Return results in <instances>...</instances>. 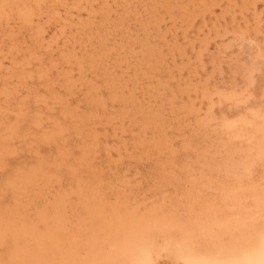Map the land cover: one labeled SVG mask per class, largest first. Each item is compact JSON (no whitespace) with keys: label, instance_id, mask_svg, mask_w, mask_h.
<instances>
[{"label":"bare ground","instance_id":"bare-ground-1","mask_svg":"<svg viewBox=\"0 0 264 264\" xmlns=\"http://www.w3.org/2000/svg\"><path fill=\"white\" fill-rule=\"evenodd\" d=\"M257 1L254 4L255 0H244L237 8L245 13L249 9L252 11L253 25L231 32L232 40L246 56V63L237 68L239 85L217 87L209 94L205 91L206 97L203 94L206 86L202 89L197 83L196 87L203 90L200 96L205 102L201 113L198 108L194 111L192 104L183 102L179 107L174 106L172 89L167 95L166 85L160 79L155 81V87L146 88L148 99L163 100L169 108L173 118L168 122L162 118L159 108L148 107L152 99L144 106L132 96L133 89L123 95L124 87L105 68L106 58L116 52L113 53L110 46L111 49H106L108 37L126 31L130 23L140 30H159L161 18L173 11L178 12L189 27L195 17L216 9L220 2L224 3L227 12L235 7L234 0H0V264H264V89L255 87L257 75L263 76L261 81L264 80V20L255 16ZM50 28L55 34L46 38ZM177 29L175 27L174 32ZM65 30H74V33L65 37ZM58 39H62V43L68 42L78 53L72 50L60 52V60H48L47 65H43L41 57L50 56ZM145 41L139 43L138 53L135 52L139 56L135 60L133 76L140 81L155 79L153 75L167 57L161 58L160 50ZM202 42L200 46L204 45ZM229 43L227 45L231 46ZM172 44L169 46L173 47ZM121 47L117 51L126 50ZM177 47L175 51L179 50ZM131 50L125 51L128 57L135 54ZM199 56L202 59L201 54ZM123 62L124 59L112 64ZM4 63H8L7 66ZM62 65L68 70H59ZM121 66H118L120 72ZM70 67L79 76L85 68L101 74L110 103L122 107L114 115L107 114L103 124L111 126L114 121H122V126L124 121L127 122L135 128L130 148L157 157L151 184L146 189L148 193L136 192L124 176L105 178L102 174L105 171L94 167L95 155L104 148L98 145L99 135L91 127L100 124L102 116L94 112L77 114L78 107L76 112L69 108L67 101L57 96L52 87L58 85L59 90L61 88L67 94H71L75 85L85 88L87 102L94 110H103V99L101 103L95 96L97 90L91 85L93 82L89 84L78 78L77 85L74 79L71 81ZM125 71L129 72L128 69ZM52 72L55 76L51 79ZM95 80H98L97 76ZM31 81L42 87L44 96L31 92L28 87ZM135 82L139 81L136 79ZM140 90L143 91L141 87ZM21 92L23 97H19ZM179 94L181 96V92ZM28 101L36 110L27 111ZM54 108L58 114L51 117ZM104 108L107 107L104 105ZM188 118L191 124L189 121L178 124L180 119ZM172 127L183 133L177 149L166 134ZM68 137L77 141L76 156H72L70 147H66ZM14 144L29 154V163L9 166L6 160H14L20 151ZM42 147L50 149V153L40 155ZM178 153H182L181 158L177 157Z\"/></svg>","mask_w":264,"mask_h":264},{"label":"rangeland","instance_id":"rangeland-1","mask_svg":"<svg viewBox=\"0 0 264 264\" xmlns=\"http://www.w3.org/2000/svg\"><path fill=\"white\" fill-rule=\"evenodd\" d=\"M242 1H244V0H242ZM241 0H234V5H235V7H231L233 10H231V8L230 9H228V10H226L227 12H225V5H224V3L223 2H220V3H218L219 5H218V7L216 8V9H211V13H214V14H209V13H206L205 15L204 14H202L201 16H197V17H195L196 19H194V20H192V22H194L193 24H191L190 23V25H188L189 27H187V24L184 22V20L182 19V17H180V14L178 13V12H176V11H173L174 12V14H173V12H171L170 13V15L168 16V14L167 15H165V17H162L161 18V22H160V24L162 25H159V30L157 29V30H153V29H141L140 30V28L139 27H137V26H135V25H133V24H128L127 25V28H126V31L125 30H123L121 33L120 32H117L116 33V35L114 34L113 36H109L107 39V44H106V49H111L112 47H113V49H114V51H113V53L115 52V54H113V53H111V54H113V55H111V56H109V57H107L106 58V61H105V68H106V70H107V72H109L110 73V75L113 77V78H115L116 79V81H118L120 84H121V86H123L124 87V89L122 90V93H123V95H126L127 93H131L130 92V90H132V92L133 93H131L132 94V96L134 95V99H136V100H139L138 102H140L142 105H144V106H148V103H149V100L150 99H152V98H150V99H148V94H147V91H146V88L148 87V88H151V85L153 86L154 85V87H155V81L157 80V81H160V80H162L161 82H163V83H165V85H166V91H167V95H168V93H171V89H172V95L173 96H175L174 97V99H173V105L174 106H176V107H179L181 104H183V102H184V104H186L187 103V105H191L192 104V107H194L193 108V110L195 111L197 108L199 109H197L200 113H201V111L202 110H204V107H205V102L201 99V94H202V92H203V90L202 89H206V90H204V95L206 96H208V94H209V92L212 90V89H214V88H222V87H226L227 85H229V84H233V85H239V83H240V78H239V75H238V69L240 68V66L242 65V64H245L246 63V56L244 55V54H242V52H240V50H239V48H238V46H237V44H235V42L232 40V36H231V32L233 31L232 29H237V28H240V29H243V28H246V26L248 25V27H247V29H249L252 25H253V19H252V17H251V10L249 9V11H246V13L244 12L245 10H241V11H243V13L241 12V11H239V9H237L240 5H241V3L243 4V2H242ZM256 1L257 0H255V2H254V4L256 3ZM259 1V2H258ZM257 1V4L255 5V7H254V12H255V16H256V14L260 17V19H261V21H263L264 20V0H258ZM237 2V3H236ZM218 8H220V9H218ZM236 9V10H235ZM222 10V11H221ZM224 10V11H223ZM231 10V11H230ZM235 10V11H234ZM223 12H225V13H223ZM235 12V13H234ZM249 12V13H248ZM260 12H261V15H259L260 14ZM240 13V14H239ZM178 14V15H177ZM224 14V15H223ZM232 14V15H231ZM234 14V15H233ZM237 14H238V16H237ZM243 14V15H242ZM174 15H175V17H174ZM213 15H215V17L213 16ZM221 15V16H220ZM227 15V16H226ZM236 15V16H235ZM203 16V17H202ZM212 16V17H211ZM223 16V17H222ZM231 16H232V18H231ZM235 16V17H234ZM241 16V17H240ZM170 17H172V19L170 18ZM178 17H180L181 19H178ZM221 17V18H220ZM234 17V18H233ZM242 17H244L245 19H243ZM81 18H82V20H85V17L82 15L81 16ZM215 18V19H214ZM216 18L218 19V20H216ZM220 18V19H219ZM222 18H223V21H222ZM178 19V20H177ZM233 19H234V22H232L233 21ZM235 19H236V23H235ZM168 20H169V22H168ZM173 20V21H172ZM201 20H203V22L201 21ZM232 20V21H231ZM97 21V19L95 20L94 19V22H96ZM163 21H164V23H163ZM176 21H178V22H176ZM211 21V22H210ZM216 21H218V22H216ZM241 21H242V23H241ZM247 21V22H246ZM165 22H167V23H165ZM173 22V23H172ZM175 22V23H174ZM180 22H181V24H180ZM207 23V25H206V23ZM225 24H224V23ZM239 22V23H238ZM249 22V23H248ZM184 23V24H183ZM203 23H205V24H203ZM213 23V24H212ZM218 23V24H217ZM174 24V25H173ZM175 24H176V26H175ZM215 24V25H214ZM231 24L232 25H234L233 27L231 26ZM238 24V25H237ZM245 26H244V25ZM133 25V26H132ZM179 25V26H178ZM184 25V26H183ZM186 25V26H185ZM212 25H214V26H212ZM251 25V26H250ZM170 26V27H169ZM207 28V29H210V30H208L209 31V34H208V32H207V29L205 28V27ZM219 26V27H218ZM225 26H228V28L226 27L225 28ZM169 27V28H168ZM171 27H172V29H171ZM175 27H176V31L177 32H174L175 31ZM185 27H187V29H185ZM198 27H199V30H198ZM212 27H214V28H212ZM174 28V29H173ZM181 28V29H180ZM216 28V29H215ZM220 29V31H218L219 29ZM222 28V29H221ZM139 29V30H138ZM166 29V30H165ZM167 29H169V31L167 30ZM171 29V30H170ZM189 29H191V30H189ZM198 30V32H200L199 34H198V32H197V30ZM200 29H203V30H200ZM214 30L213 32H212V30ZM218 29V30H217ZM225 29V30H224ZM127 30H128V32H127ZM137 30V31H136ZM144 30V31H143ZM151 31V35H150V32L149 31ZM167 31L166 33H165V31ZM185 30V32H183ZM189 30V31H188ZM223 30V31H222ZM138 31H139V33H138ZM156 31H158V32H156ZM160 31V32H159ZM182 31V32H181ZM215 31H218V33H216ZM226 31V32H225ZM228 31V32H227ZM125 32H127V33H125ZM142 32V33H141ZM144 32H145V34H144ZM155 32V33H154ZM161 32H162V34H161ZM225 32V33H224ZM54 33V29L53 28H50L49 30H48V32H47V36H46V38H49V37H53V35L55 34H53ZM71 33H74V30H71V32H68V30H65V32H64V34H65V37L66 36H69ZM120 33V34H119ZM130 33V34H129ZM148 33H149V35L150 36H148ZM156 33H157V35H158V37H157V35H156ZM175 33H176V35H175ZM184 33V35H182ZM186 33V34H185ZM202 33V34H201ZM220 33V34H219ZM223 33V34H222ZM229 33V34H228ZM137 34V35H136ZM166 35V36H164V35ZM171 34V35H170ZM194 34V35H193ZM201 34V35H200ZM219 34V35H218ZM128 35V37H127V40H126V36ZM143 35V36H142ZM182 35V36H181ZM192 35V36H191ZM207 35V37H205ZM221 35V36H220ZM227 35H229V36H227ZM125 36V39L123 38ZM129 36H131V37H129ZM137 36V37H136ZM147 36H148V38H147ZM156 38H155V37ZM173 36H175V39H173ZM209 36V37H208ZM218 36V37H217ZM154 37V38H153ZM160 37V38H159ZM166 37V38H165ZM177 37V38H176ZM205 37V38H204ZM112 38V39H111ZM132 39V41H133V43H132V41H131V39ZM157 38H158V40L159 39H161V40H157ZM172 38V39H171ZM181 38H182V40H183V42H182V40H181ZM207 38V39H206ZM220 38H223L221 41H220ZM117 39V40H116ZM124 41H122V40ZM140 40V41H138V40ZM144 40L145 41V39H147L148 41H145V42H148V45H150V47L152 46V48H156V50H157V48H158V51L160 50V55H161V58L162 57H164V55L165 56H167V57H165V60H164V58H163V60H162V69H163V71H162V69L160 68V70H158V72L157 73H160V74H158V76H157V73L156 74H154L153 76H154V78L155 79H150V80H148V81H146V80H141L140 81V78H135L134 76H133V74L135 73V70H136V58H137V56H139V54H136L135 52H137L138 53V47H139V43H141L142 42V40ZM154 41H153V40ZM156 39V40H155ZM171 39V40H170ZM188 40L187 42H193L192 44H193V47H192V44L189 42V43H185L184 42V40ZM199 39V40H198ZM207 41H206V40ZM211 39V40H210ZM120 40V41H119ZM134 40L136 41V44H135V42H134ZM163 40H165L164 42H165V44L167 45V43H168V47L170 48L171 46H169V45H171L172 44V42H174L172 45H173V47H171L170 49H168V47L165 45V44H163L164 42H161V43H159L160 41H163ZM173 40H175V41H173ZM202 40H204L203 42H202ZM215 40V42H212V41H214ZM217 40V41H216ZM230 40H231V42H230ZM126 41H128V42H126ZM131 41V42H130ZM206 41V42H205ZM211 41V42H210ZM63 41H62V39H58V42H57V44L56 45H54L53 46V49H52V52H51V54H50V56H44V57H41V63L43 64V65H47V63H48V60H53V61H55V59H57L58 58V56H59V53L61 52H65V51H69V50H72V51H75L76 53H78V51L76 50V48L75 47H71V46H69V43L67 42V43H62ZM115 42V43H114ZM138 42V43H137ZM167 42V43H166ZM200 42H202V45L203 46H200L199 44H200ZM230 42V43H229ZM232 42H233V44H232ZM122 43V44H121ZM126 43H127V45H126ZM171 43V44H170ZM184 43V44H183ZM195 43H196V45H195ZM206 43H207V45H206ZM229 43V45H231V46H228L227 44ZM110 44V45H109ZM112 44H114V45H112ZM129 44V45H128ZM156 44V45H155ZM176 44V45H175ZM178 44V45H177ZM187 44H189V45H187ZM118 45H120V46H118ZM124 45V46H123ZM134 45L136 46V48H134ZM175 45V46H174ZM223 45V46H222ZM228 47H227V46ZM233 45V46H232ZM57 46V47H56ZM111 48H110V47ZM121 46H123V47H121ZM126 46V47H125ZM130 46V48H128ZM158 46V47H157ZM164 48V49H161L162 47ZM176 46H179V48L177 47V49H179V50H174L175 48H176ZM186 46H188V47H186ZM191 46V47H190ZM218 46H219V48H218ZM63 47H64V49H63ZM67 47V48H66ZM120 47H121V50H123V49H126V50H123L122 52H120V51H117L118 49H120ZM131 47L133 48L132 50H131ZM161 47V48H160ZM166 47H167V49H166ZM180 47H182L183 49H185V50H183L182 48L180 49ZM184 47H186V48H184ZM206 47V48H205ZM227 47V48H226ZM231 47L233 48V49H231ZM59 48H60V50H59ZM123 48V49H122ZM193 48V49H192ZM205 48V49H204ZM225 48V49H224ZM230 50H229V49ZM57 49V50H56ZM135 49V50H134ZM166 49V50H165ZM200 51H199V50ZM223 49H224V51H223ZM53 50H54V53H53ZM128 50H131V52H134L135 54H134V56H132V57H128L126 54H125V51H128ZM172 51V53H171V51ZM181 50V51H180ZM226 50H227V53H226ZM57 51V52H56ZM172 54H168L169 52ZM183 51V52H182ZM204 51V52H203ZM206 51V52H205ZM229 51V52H228ZM168 52V53H167ZM179 52V53H178ZM198 52H199V54H201V58L203 59H200V56H199V54H198ZM213 52V53H212ZM119 53V54H118ZM121 53V54H120ZM181 53V54H180ZM202 53H203V55H202ZM56 54V55H55ZM184 54H185V56H184ZM187 54V55H186ZM224 55V57H223V55ZM120 55V56H119ZM163 55V56H162ZM182 55H183V57H185V58H180V57H182ZM198 57H197V56ZM236 55V56H235ZM171 56L172 57H174L173 58V60H174V62L172 63V59H171ZM180 56V57H179ZM230 56V57H229ZM119 58V59H117V58ZM124 57H126V60H125V58ZM169 57V58H168ZM176 57V58H175ZM189 59H188V58ZM195 57V58H194ZM217 57H218V59H217ZM236 57V58H235ZM240 57V58H239ZM45 58V59H44ZM52 58V59H51ZM129 58H130V60L132 59V60H134V61H130L129 60ZM223 58V60H221ZM231 58H232V60H231ZM239 58V59H238ZM124 59V62L123 63H121L120 65H122L120 68H121V72H120V69H119V67L118 66H120V65H113L112 64V62L114 63V62H119V61H121V60H123ZM191 59V60H190ZM197 59V62L195 61ZM213 59H214V61H213ZM42 60H43V62H42ZM58 60H60L59 58H58ZM109 60V61H108ZM188 60V61H187ZM199 60V61H198ZM218 60H219V62H218ZM227 60V61H226ZM231 60V61H230ZM190 61H191V63H190ZM195 61V62H194ZM238 61V62H237ZM126 62V63H125ZM127 62H128V64H127ZM176 62V63H175ZM181 62V63H180ZM183 62V63H182ZM200 62H202V64H200ZM229 62V63H228ZM231 62H233V63H231ZM130 63V64H129ZM164 63V64H163ZM167 63V64H166ZM184 63L185 64H187L188 66H186V65H184ZM190 64V66H189V64ZM219 63V64H218ZM222 63V64H221ZM225 63V64H224ZM231 63V64H230ZM238 63V64H237ZM7 64L8 63H4V65L5 66H7ZM133 64H135V65H133ZM166 64V65H165ZM194 64H195V66H194ZM203 64H205L204 65V69H203ZM213 64H215V65H213ZM220 64H221V66H220ZM226 64H227V66H226ZM107 65V66H106ZM126 65H127V67H126ZM175 65H176V67L178 68V66L177 65H179V67L180 68H176L177 70H175ZM183 66V67H185V69H183V67H182V69H181V66ZM230 67H229V66ZM131 66H133V67H135V68H132ZM174 66V67H173ZM213 66V67H212ZM235 66H236V68H235ZM64 67V68H63ZM126 67V68H125ZM130 67V68H129ZM187 67V68H186ZM189 67V68H188ZM70 68H72V67H70ZM195 68V69H194ZM238 68V69H237ZM58 69L59 70H68V67L67 66H64V65H62V66H59L58 67ZM117 69H119L118 71H117ZM128 69V71L129 72H127V71H125V70H127ZM168 69V70H167ZM170 69H171V71H170ZM181 69V70H180ZM214 69V70H213ZM229 69V70H228ZM126 72H124V71ZM178 70H180V73L178 72L177 73V71ZM184 70V72H182ZM195 70V71H194ZM202 70H203V72H202ZM217 70H218V73H217ZM221 70V71H220ZM92 70H88L87 68H85V71L82 73V74H80V76H79V74H76V73H78L74 68H72L71 69V73H70V75H69V78H70V80L72 81L73 79H74V81L73 82H76V81H79V79L80 78H83V80L86 82V83H89V84H91L92 82H93V84H91L96 90H97V93L95 94V96H97V99L99 100V101H101V103H102V100H101V98L103 99V104L105 105V107H107V108H104V105H103V110L101 109H95L94 110V108H92V107H90V105L88 104V102H87V92L85 91V88H79V87H76V85H75V83H74V89L73 90H71V94H67V93H64V91L60 88V90H59V86L58 85H54L53 87H52V89H53V92L57 95V96H59V97H62V98H64V100L65 101H67V102H69V103H67V102H65L67 105H68V107L69 108H72L73 110H75V112H76V107H78V109L79 110H81V111H79L78 110V112H77V114H79V115H86V114H89V112L90 113H95V114H98V115H100V116H102L101 117V123L100 124H95V125H93L91 128L93 129V131H94V133L96 134V135H99V137L97 136V139H99L98 140V145L102 148H104V149H100L98 152H97V154L95 155V157H94V160H95V163H94V160H93V165H94V167L96 168V169H98V170H100L101 172H104L105 171V173H102V174H104L103 176L105 177V178H113V177H115V176H118V177H123L124 176V178L125 179H127L128 180V182L130 183V185L132 186V189H134V190H136V192H138V193H142V194H146V193H148V191L146 192V189L147 188H149V186H150V184H151V180H152V176L154 175V169H155V163L157 162V157H155V156H153V155H150V154H145V152H144V150H140V149H138V150H132L131 148H130V144H131V142H132V139H133V131H134V129L135 128H132L127 122H125L124 120V124L121 126V124H122V121L121 122H112L111 123V126H110V124H108L107 126H106V124H103V121L105 122V119L106 118H108V116H110V115H114V114H116V113H118L119 111H120V109L122 108L119 104H116L115 105V103H113V105H112V103H110V101H109V99H108V92L105 90V89H103V82H104V79L102 78V76H101V74L99 73V72H97V71H92ZM167 71H170V73L169 72H167ZM174 73H173V72ZM191 71V72H190ZM205 71V72H204ZM228 71V72H227ZM233 72V74L231 75V73L230 72ZM73 72L75 73V74H73ZM163 72V73H162ZM181 72H182V74H181ZM196 72V73H195ZM213 72L215 73L214 75H213ZM87 73V74H86ZM117 73V74H116ZM221 73V74H220ZM234 73H235V75H234ZM99 74V75H98ZM128 75V77H127V75ZM170 74L172 75L171 77H170ZM173 74H175V76L173 77ZM180 74V75H179ZM220 74V75H219ZM224 74V75H223ZM227 75V77H226V75ZM231 76H230V75ZM53 75V76H52ZM114 75V76H113ZM124 75V76H123ZM136 75V74H135ZM188 75H190V76H188ZM193 75L195 76V78L193 77ZM198 75V76H197ZM223 75V76H222ZM55 76V73L54 72H52V73H50V77H51V79H52V77H54ZM72 76V77H71ZM96 76H97V79L98 80H95V78H96ZM123 76V77H122ZM178 76H180V77H178ZM210 78H209V77ZM213 76V77H212ZM215 76V77H214ZM221 76V77H220ZM231 78H230V77ZM99 77L101 78L100 80H99ZM120 77V78H119ZM158 77V78H157ZM172 77H173V79H172ZM183 77V78H182ZM189 77V78H188ZM211 77H212V79L214 80H211ZM222 77H223V79H224V82H223V79H222ZM79 78V79H78ZM129 78V79H128ZM130 78H132V80L130 79ZM221 78V79H220ZM257 78V79H256ZM262 78H263V76H261V75H257L256 77H255V87L257 88V89H259V88H263L264 89V80L263 81H261L262 80ZM138 80L139 82H135V80ZM158 79H160V80H158ZM166 81V82H164V80ZM168 79V80H167ZM175 79H176V81H175ZM180 79V80H179ZM186 79V80H185ZM188 79H189V82H188ZM205 79V80H204ZM210 79V82L208 81V80ZM230 79H231V81H230ZM169 80H174V82H170ZM179 80V81H178ZM184 80V81H183ZM195 80V81H194ZM124 81V82H123ZM126 81V82H125ZM134 81V82H133ZM150 81V82H149ZM152 81V82H151ZM154 81V82H153ZM198 81V82H197ZM207 81L208 82V84H206L205 82ZM235 81V82H234ZM32 82V83H31ZM31 82H29L28 83V87L30 88V90H31V92L33 93V94H36V95H39V96H44L45 95V91L42 89V87L39 85V84H37L36 82H33V81H31ZM131 84H130V83ZM132 82H133V85H132ZM142 83V84H140V85H138L137 86V84L136 83ZM148 82V83H147ZM169 82V83H168ZM180 82V83H179ZM184 82H186V83H184ZM191 82V83H190ZM201 82V83H200ZM179 83V84H178ZM190 83V84H189ZM195 83V84H194ZM201 86V88H200V86L199 87H196V85L198 86V84ZM238 83V84H237ZM76 84H77V82H76ZM97 84V85H96ZM125 84H127L126 86H125ZM147 84H149V85H147ZM186 84L188 85V86H186ZM192 84V85H191ZM205 84V85H204ZM217 84V85H216ZM78 85V84H77ZM147 85V86H146ZM178 85V86H177ZM189 85H190V87H189ZM195 85V86H194ZM211 87H210V86ZM215 85V86H214ZM101 86V87H100ZM150 86V87H149ZM172 86V87H171ZM204 86H206V87H203ZM209 86V87H208ZM100 88V91H98V88ZM128 88L127 90H126V88ZM136 87V88H135ZM140 87L143 89V91L142 90H140ZM169 87V88H168ZM179 87V88H178ZM186 87H189V89H191V91L189 90V89H186ZM192 87H195L196 89H194V88H192ZM101 88H102V90H101ZM171 88V89H170ZM182 88V89H181ZM185 88V89H184ZM199 88V89H198ZM36 89V90H35ZM39 89V90H38ZM79 89V90H78ZM178 89V90H177ZM202 91H201V90ZM34 90V91H33ZM137 90L139 91L138 92V94H137ZM182 90V91H181ZM188 90V91H187ZM199 90H200V92H199ZM209 90V91H208ZM183 91L185 92V91H187V92H185V94L183 95ZM189 91H190V93H189ZM205 91H207L208 92V94H206L207 92H205ZM101 92V94H99ZM181 92V96H179L180 93ZM193 92H195V93H193ZM198 92V93H197ZM144 93V94H143ZM193 93V94H192ZM61 94H62V96H61ZM73 94V95H72ZM85 94V95H84ZM137 94V95H136ZM190 94V95H189ZM24 96V93L23 92H21L20 93V96L19 97H23ZM76 96H78V97H76ZM142 96H143V98H142ZM177 96V97H176ZM206 96V97H207ZM75 97V98H74ZM147 97V98H146ZM192 98V99H188V98ZM177 100H176V99ZM143 99V100H142ZM188 99V100H187ZM197 101H196V100ZM75 100V101H74ZM81 100V101H80ZM107 102H106V101ZM155 102H154V101ZM179 100V101H178ZM190 100H191V102H190ZM193 100V101H192ZM105 101V102H104ZM148 101V102H147ZM178 101V102H177ZM29 103H27V107H28V110L27 111H29V112H32V111H34V110H36V109H34V107L32 106V104L30 103V101H28ZM79 102H80V104H79ZM82 102V103H81ZM144 102H146L145 104H144ZM182 102V103H181ZM194 102V103H193ZM198 102V103H197ZM199 102H200V104H199ZM106 103V104H105ZM109 103V104H108ZM152 103V104H151ZM163 103H165L163 100H160L159 101V99H152V101L150 100V105L148 106V107H150L151 109H156V108H159L160 110H161V115H162V118L164 119V120H166V121H168V122H171L172 121V115H171V113H170V111H169V108L167 107V105H165V104H163ZM83 104V105H82ZM157 105V107H156V105ZM164 106H163V105ZM194 104V105H193ZM81 105V106H80ZM88 105V106H87ZM154 107H153V106ZM84 106V107H83ZM30 108V109H29ZM88 108V109H87ZM112 109H113V111H112ZM115 109H116V111H115ZM163 109V110H162ZM96 110H98L97 112H96ZM196 110V111H197ZM201 110V111H200ZM38 111V110H37ZM53 111H56V112H54L53 113ZM53 111H52V115H50L51 117H56L57 116V114H58V111H57V109L56 108H54L53 109ZM84 111L86 112V113H84ZM84 113V114H83ZM166 113V114H165ZM107 114H108V116H107ZM165 114V115H164ZM170 114V115H169ZM191 119H185V120H182V119H180V121L178 122V124H181V123H183V122H185V123H189L190 122V124H191V121H190ZM189 121V122H188ZM121 123V124H120ZM101 127H100V126ZM115 125V126H114ZM122 127V128H121ZM128 127V128H127ZM96 128V129H95ZM114 129V130H113ZM104 130H107L106 132L104 131ZM99 132V133H98ZM117 132V133H116ZM124 132H125V134H124ZM178 132V133H177ZM108 133V134H107ZM116 133V134H115ZM123 134V135H120V134ZM106 134H107V140L108 141H106ZM126 134H127V136H126ZM166 134H167V136L172 140V143H173V145H174V147L177 149L178 148V146H179V141H180V139H181V137H182V135H183V133L181 132V130H179V129H177L176 130V127H172V128H170L169 130H166ZM182 134V135H181ZM115 135H116V140L114 139V137H115ZM149 135V134H148ZM148 135H146V136H148ZM121 136V137H120ZM71 137H68V138H66L67 139V141H66V147H70L69 148V153H71L72 154V156H76L77 155V150L74 148L75 147V145H77V141H76V139L75 138H71ZM119 138V139H118ZM128 140V141H127ZM72 141V142H71ZM177 141V142H176ZM70 142V143H69ZM100 142V143H99ZM114 142V143H113ZM119 142V143H118ZM126 142V143H125ZM74 143V144H73ZM105 143H106V146L107 145H109L108 146V149L110 150L111 148V150H113L114 149V151H109L108 149H107V147L105 146ZM114 144H115V146H114ZM111 145H113V146H111ZM125 145H126V147H125ZM105 146V147H104ZM14 147H16L17 149H20V153L19 152H17V154H16V156H18V157H14V160H9V159H7L6 160V162L8 161V164H9V166H13L14 164H17V163H29L30 162V158H29V154H27L24 150H22V148L21 147H19L17 144H14ZM111 147V148H110ZM117 147H119V149L117 150ZM125 148V149H124ZM127 149V150H126ZM23 152H22V151ZM48 150H50V149H47V148H45V147H42L40 150H39V153H40V155H42V156H46V155H48V153H50V151H48ZM52 150V149H51ZM120 150V151H119ZM127 151V153H126V151ZM105 151H107V152H105ZM119 151V152H118ZM137 151V152H136ZM143 151V152H142ZM107 153L109 154L108 156H107ZM114 153V154H113ZM131 153V155H128V154H130ZM143 153V154H142ZM99 154V155H98ZM126 154V155H125ZM120 155H122V157H124V158H122ZM96 156L98 157V158H96ZM112 156V157H111ZM118 156V157H117ZM132 156V157H131ZM111 157V159H113V161H111V159H109ZM148 157H149V159H148ZM152 157H154V158H152ZM177 157L178 158H181L182 157V153H178V155H177ZM119 158V159H118ZM141 158V159H140ZM118 159V160H117ZM147 159V160H146ZM97 160V161H96ZM119 160H121V161H119ZM149 160V161H148ZM152 160V161H151ZM141 161H143V163H141ZM148 161V162H147ZM97 162V163H96ZM109 162H111V165H109ZM115 162V163H114ZM117 162V163H116ZM119 162H121V163H119ZM146 162V163H145ZM114 164H116L115 166H114ZM109 167H108V166ZM98 166V167H97ZM101 168H100V167ZM128 167V168H127ZM108 169H110V170H108ZM128 169V170H127ZM116 170V171H115ZM111 171V172H110ZM137 171V172H136ZM117 172V173H116ZM128 172H129V174H128ZM123 173H125L124 175H123ZM135 174V175H134ZM112 175H113V177H112ZM115 175V176H114ZM128 175V176H127ZM137 175H139V177L137 178ZM136 177V178H135ZM129 178V179H128ZM135 179V180H134ZM139 183V184H138ZM139 186H141V187H139ZM139 187V188H138Z\"/></svg>","mask_w":264,"mask_h":264}]
</instances>
